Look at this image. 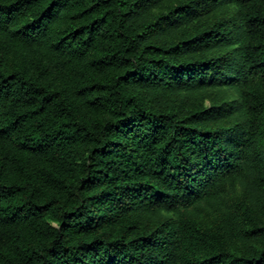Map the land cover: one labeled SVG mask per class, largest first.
<instances>
[{
	"label": "trees",
	"instance_id": "16d2710c",
	"mask_svg": "<svg viewBox=\"0 0 264 264\" xmlns=\"http://www.w3.org/2000/svg\"><path fill=\"white\" fill-rule=\"evenodd\" d=\"M262 216L264 0H0V264H264Z\"/></svg>",
	"mask_w": 264,
	"mask_h": 264
},
{
	"label": "rangeland",
	"instance_id": "374dc122",
	"mask_svg": "<svg viewBox=\"0 0 264 264\" xmlns=\"http://www.w3.org/2000/svg\"><path fill=\"white\" fill-rule=\"evenodd\" d=\"M210 21H211V19H210L208 22H210ZM209 105H210L209 101H206V102L204 103L203 107H208ZM241 193H242L241 190L238 189V190L236 191V194L234 195V197H235V198L240 197V196H241ZM204 221H205V223H206L209 227L212 226V219H211L209 216H206V217L204 218ZM259 224L264 225V217H263V216L259 218ZM234 251H235V253L240 254V253H241V246H240L239 244H235V245H234Z\"/></svg>",
	"mask_w": 264,
	"mask_h": 264
}]
</instances>
